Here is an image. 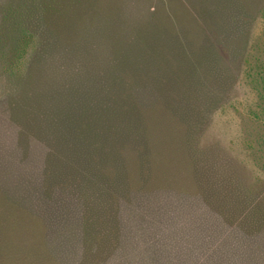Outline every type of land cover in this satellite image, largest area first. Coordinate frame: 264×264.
<instances>
[{
	"label": "trees",
	"instance_id": "16d2710c",
	"mask_svg": "<svg viewBox=\"0 0 264 264\" xmlns=\"http://www.w3.org/2000/svg\"><path fill=\"white\" fill-rule=\"evenodd\" d=\"M119 2L0 3V53L14 84L8 96L9 116L22 129L18 137L23 135V146L34 140L48 150L42 171L46 182L76 191L86 215L87 247L95 241L107 243L106 233L99 236L114 222L113 197L118 201L130 197L121 152H133L142 143L147 116L154 109L146 99L156 96L155 103L185 123L186 152L199 186L196 146L209 113L222 100L224 82L233 77L218 33L234 0ZM172 2L192 14L190 28L161 21V8ZM171 14L180 16L176 11ZM210 79L214 93L207 91ZM227 187L225 197L216 196L211 187L205 199L233 203L228 199L233 197L231 184ZM98 200L105 201L109 212ZM235 201L243 203L238 197ZM249 204L250 211L232 209L227 216L240 215L236 219L259 231L257 224L264 222V215ZM93 259L85 254L82 264Z\"/></svg>",
	"mask_w": 264,
	"mask_h": 264
},
{
	"label": "rangeland",
	"instance_id": "374dc122",
	"mask_svg": "<svg viewBox=\"0 0 264 264\" xmlns=\"http://www.w3.org/2000/svg\"><path fill=\"white\" fill-rule=\"evenodd\" d=\"M234 1L218 33L233 77L224 82L196 146L200 185L186 152L185 123L150 96L154 109L142 143L121 152L130 197H113L114 222L99 236L106 233L107 243L91 247L83 246L84 210L76 191L48 184L42 176L48 150L34 140L23 146L18 137L22 129L8 111L13 79L0 53V264H82L85 254L96 258L91 264H264V222L255 231L236 219L240 215L227 216L232 209L250 211L249 203L264 215V0ZM175 11L180 16L173 18ZM188 14L172 2L160 17L169 27H189ZM208 83L214 93V82ZM229 183L233 203L205 199L211 187L225 197ZM235 197L243 203L236 205Z\"/></svg>",
	"mask_w": 264,
	"mask_h": 264
}]
</instances>
